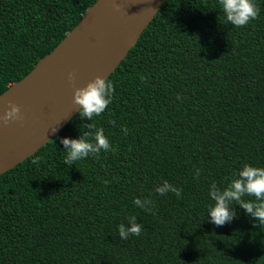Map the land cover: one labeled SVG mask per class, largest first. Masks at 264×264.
Masks as SVG:
<instances>
[{"label": "trees", "instance_id": "obj_1", "mask_svg": "<svg viewBox=\"0 0 264 264\" xmlns=\"http://www.w3.org/2000/svg\"><path fill=\"white\" fill-rule=\"evenodd\" d=\"M95 1L0 0V93ZM254 2L258 17L235 27L218 0H164L107 77L106 110L92 121L76 112L0 174V264H264V225L239 205L223 226L207 216L213 182L264 168V0ZM90 123L114 151L65 165L61 139ZM165 180L180 197L155 191ZM130 216L142 232L120 239Z\"/></svg>", "mask_w": 264, "mask_h": 264}, {"label": "water", "instance_id": "obj_2", "mask_svg": "<svg viewBox=\"0 0 264 264\" xmlns=\"http://www.w3.org/2000/svg\"><path fill=\"white\" fill-rule=\"evenodd\" d=\"M164 0H96L63 39L20 80L0 93L20 119L0 121V174L49 141L77 112L73 89L107 78L136 43ZM71 72L74 79L69 81ZM55 130V131H54Z\"/></svg>", "mask_w": 264, "mask_h": 264}, {"label": "clouds", "instance_id": "obj_3", "mask_svg": "<svg viewBox=\"0 0 264 264\" xmlns=\"http://www.w3.org/2000/svg\"><path fill=\"white\" fill-rule=\"evenodd\" d=\"M226 22L235 27H243L255 20L259 15V8L254 0H218ZM69 81L74 79L73 73L67 76ZM114 85L107 78L94 77L83 87L73 89V104L77 106L76 111L81 119L92 121L95 116H100L112 102ZM20 119V108L12 103L5 110L0 121L7 124L9 121ZM114 124V121H110ZM88 131L83 132L78 139L62 138L60 143L65 149V159L63 163L67 166L74 162L87 158L90 154L97 155L102 150L114 151L109 140L104 134L103 128H97L94 123L83 125ZM55 131V130H54ZM122 131L127 134V128L122 127ZM33 160V163H37ZM200 170H196L197 177ZM155 191L164 195L168 192L174 193L177 197L181 196L182 189H178L168 181L156 187ZM252 196L254 200H244L245 196ZM209 197L213 201L207 207V216L210 222L216 226H223L230 223L236 213L232 210L233 205H239L245 213L254 218L258 224L264 225V168L254 167L244 164L238 172L229 178L228 183L223 188L213 182L209 188ZM235 202V204H233ZM133 203L145 211H149L152 201L139 198L134 199ZM142 232V225L137 223L135 216L127 219V224L121 223L118 226L120 239L126 240L130 235L139 236Z\"/></svg>", "mask_w": 264, "mask_h": 264}]
</instances>
